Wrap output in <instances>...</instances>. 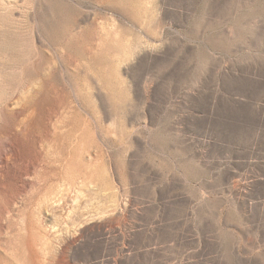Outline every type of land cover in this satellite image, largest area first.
Wrapping results in <instances>:
<instances>
[{
  "label": "rangeland",
  "instance_id": "obj_1",
  "mask_svg": "<svg viewBox=\"0 0 264 264\" xmlns=\"http://www.w3.org/2000/svg\"><path fill=\"white\" fill-rule=\"evenodd\" d=\"M0 18L33 97L27 136L0 140L22 155L0 163L1 264H264V0H0Z\"/></svg>",
  "mask_w": 264,
  "mask_h": 264
},
{
  "label": "bare ground",
  "instance_id": "obj_2",
  "mask_svg": "<svg viewBox=\"0 0 264 264\" xmlns=\"http://www.w3.org/2000/svg\"><path fill=\"white\" fill-rule=\"evenodd\" d=\"M10 36V30L7 28H3L0 25V114L12 111L15 113L16 116V122L13 130L14 132H0V140L9 139L13 134L22 138L26 137L28 134V128L26 127V125L33 115V112H31L33 107V97L28 93H25L24 90H26V87L23 89L20 88V86L15 85V83H17V76L16 74L10 72V69L20 68L24 73H27L29 71L30 63L32 61L31 51H29V49L24 46V41L21 39V37H18L19 35L17 36L16 34V36L13 37L16 38L15 41H12L10 39ZM35 70L36 75L34 76H39L40 78L41 72L38 68ZM50 72L51 75L55 73L54 63L51 65ZM6 85L10 86V91L7 92V95L5 90ZM37 91L38 90H36V92ZM8 94L10 95L8 96ZM11 100H15V102L17 103V107L15 109L13 108L14 106H10ZM56 138L57 130H52L46 135L45 140L46 142L51 143L54 142ZM34 141L36 148H39V146L42 147V142L44 141V139L40 135L37 136L36 140ZM20 160H22L21 152L18 148V145L15 144L13 141H10L0 147V163L5 165L8 164L10 161Z\"/></svg>",
  "mask_w": 264,
  "mask_h": 264
}]
</instances>
